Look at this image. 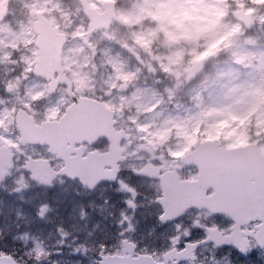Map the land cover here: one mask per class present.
Masks as SVG:
<instances>
[{"label":"rangeland","instance_id":"1","mask_svg":"<svg viewBox=\"0 0 264 264\" xmlns=\"http://www.w3.org/2000/svg\"><path fill=\"white\" fill-rule=\"evenodd\" d=\"M88 1L98 6L99 0ZM132 2V6L118 9L122 24L105 30L112 41L97 32L88 34L92 27L85 24L79 0H10L14 25H0V71L8 75L4 86L15 88L13 94L6 95L8 108H32L34 112L47 109L45 113L49 115L58 106L51 108L55 95L43 90L30 74L37 50L28 11L36 8L55 24L60 21L64 28L68 26L73 35H83L63 54L68 69L76 65L72 71L76 89L94 95L108 89L132 130L140 135L141 143L166 144L170 149L174 144L173 152L178 153L194 145L197 134H203L216 140L225 138L230 146L259 141L264 149V0ZM241 9L255 18L250 33L243 22L231 16L232 11ZM135 40L148 46L157 57L151 60L143 54L134 45ZM78 58L82 59L80 64L76 63ZM202 58L209 59V66L198 82L186 85V68ZM92 62L95 72L85 74L83 68L94 69ZM120 84L128 85V91L113 90ZM9 180L0 182V201L9 189H14L15 183ZM122 181L118 187H105L100 204L83 216L91 232L86 234L87 242H96L97 249L104 245L99 252L108 249L112 240L119 245L129 223L136 229L129 235L139 239H143L141 231L148 227L144 225L148 217L131 211L128 205L133 201L135 209L143 207L138 195L127 191L137 183H128L124 177ZM115 195L122 205L117 219H112ZM25 213L8 217L0 206V253L2 249L12 250L23 264H95L94 254L88 256L89 260L82 256L83 244L60 255V247L40 243L35 232L32 234L22 226L25 222L18 220L19 216L26 220ZM114 222L120 225L118 231L111 230ZM70 229L61 227L51 233L61 235ZM146 236L161 238L153 231Z\"/></svg>","mask_w":264,"mask_h":264},{"label":"flooded vegetation","instance_id":"2","mask_svg":"<svg viewBox=\"0 0 264 264\" xmlns=\"http://www.w3.org/2000/svg\"><path fill=\"white\" fill-rule=\"evenodd\" d=\"M3 24L4 22L1 21L0 25ZM77 60L76 63L80 64V58ZM1 64L3 66V63ZM75 67L76 65H73L68 69L64 64L66 72H72ZM7 76V74L0 71V139L1 143L7 146L13 154L12 168L8 171L7 179L10 178L9 181L15 183L13 187L14 196L21 193L23 199L29 202V210L34 214L32 222L36 229L35 235L40 243L54 247L56 245L51 244V242H56L58 247L62 249L71 244L70 235L63 234L62 237L51 238L52 235L49 233V229H42V226L37 222V208L42 211L38 213L39 217L47 214L44 204L36 206L41 200V203H43V197L51 199L53 205V208L50 204L46 205L50 212L49 217L63 222L62 224L66 228L70 225L73 232L77 233L85 222L83 219L85 213L94 210V207L100 204L103 189L111 185L116 186V183H123L122 178L124 177L128 183H137L134 187H127V191L130 194H137L143 207L139 210L135 209L136 203L133 201H129L128 205L131 211L142 212L148 217L147 222L144 224L148 227L147 230L141 231L143 239H139L137 236L129 235L136 230L133 224L129 223L119 245H117L116 240H112L111 244L108 245V249L103 248V251L99 252L100 248L104 247L103 243L98 249L96 248L97 264H101L103 255L123 254L125 240L135 245L134 256L150 254L157 262L161 261L167 264H264V220H247L244 218L237 224L229 215H215L207 206L198 207L196 202V204L176 212V214L168 215L166 212L165 205H163L165 193L162 191L161 179L164 178L169 183L173 193L172 198L173 195L180 196L183 193H185V197L191 196L192 192L189 190L191 186H185L181 184V181L191 182L196 180L199 169L192 164L183 163L182 157L199 147L201 137H196L197 144L190 145L182 152L174 153L173 142L171 143V149L166 144L149 146L138 140L140 135L136 131H129L130 140L121 143L125 149L123 154L125 157L120 165L121 174L117 182L111 184L100 183L93 189L84 187L80 185L78 180L71 181L66 175L59 174L70 163H67L65 159L63 160L64 156H67L70 160L77 157L85 159L92 152H108L111 145L110 141L101 139L95 145H90L87 142L75 144L64 142L56 144L52 148L47 144L52 139H57L56 133L38 127L45 122L60 121L62 115L67 112L69 105L72 103V100L69 99L70 94L67 93V87L61 84L55 88L56 100L53 101L54 105L51 106L53 108L58 105L56 110L51 111L49 115L45 113L47 109L34 112L32 108H29L24 112L23 124L27 125L32 133L28 138L29 143L22 145L19 142V131H17L15 120L16 111L12 112L6 104L5 96L13 94L15 90L12 86L11 92H9L8 85L4 86V79ZM33 78L42 86L43 90L49 91V84L46 81L39 76ZM56 78L57 76L54 74L53 79L56 80ZM73 85L76 97L81 96L82 94H78L75 89L77 83ZM5 91L8 94H5ZM66 100L67 102L62 104ZM59 101L61 102L59 103ZM74 116L76 117L77 113H74ZM118 127L120 129V127L126 126L121 120ZM60 131L62 130H58V135ZM65 132L67 133L65 130L61 134ZM36 136L42 138L41 142L43 143L31 142ZM0 155L5 156L4 152H0ZM35 162L48 165L52 171L56 172L49 186L46 184V179H44L45 184H41L34 179L35 176L38 178L46 177L43 170L33 169L31 172L26 170V167H37L38 164ZM93 162L97 163L96 160ZM78 163H72L70 166L75 167ZM104 166L106 170L111 169V165L107 162ZM135 169H146L149 174L145 178L137 176L133 172ZM48 175L51 176L50 173ZM19 181H22L20 185H18ZM203 192L204 196L213 194L209 187L205 188ZM199 194L201 195V192ZM173 204L179 206L174 199ZM121 205L122 203L115 195L111 202L112 219H117V216H119ZM124 206L127 207L126 204ZM176 210L180 209L176 208ZM174 215L175 217L171 218ZM119 226L117 222H114L111 230L118 231ZM151 231L157 234L161 233V238L158 240L146 236ZM120 235H123V232H120ZM222 237H224V242L217 244V241L222 242Z\"/></svg>","mask_w":264,"mask_h":264},{"label":"water","instance_id":"3","mask_svg":"<svg viewBox=\"0 0 264 264\" xmlns=\"http://www.w3.org/2000/svg\"><path fill=\"white\" fill-rule=\"evenodd\" d=\"M84 10L89 19L95 27H108L111 17L114 12H109L104 22L101 21L103 15L95 12L96 10L90 8L85 2ZM5 11V9H4ZM3 11V12H4ZM107 11V10H106ZM40 19L36 22V30L40 33L38 45L40 47L39 63L35 67V73L43 75L49 79L46 69H58L60 65V55L62 53L61 46L66 42V37L61 33H56L50 22L38 14ZM234 17L239 20H244L246 26L250 29L253 26L254 20L251 13H246L243 10L234 12ZM1 19V16H0ZM53 45V48H51ZM144 49H146L143 46ZM47 60V61H46ZM204 61H201L195 68L188 70L189 76L198 75L201 72ZM72 111L81 109L84 113L83 121L77 122L73 131V136H70L72 142L75 137L79 136L89 137L95 135L102 137H111L114 132L112 125V111L107 110L103 104L98 101L85 98L76 102ZM70 110V109H69ZM68 110V111H69ZM72 125V126H74ZM76 128V129H75ZM81 131H85L80 133ZM40 142V141H37ZM213 147V150L210 147ZM113 154V151L112 153ZM198 160L195 165L200 169V174L197 182H191L192 193L190 197H185V193L180 196L172 198L171 187L163 184L165 199L163 204L166 206L167 214H175L183 209L197 203L198 207L207 206L213 213L229 214L237 223L239 219L244 218L240 213V209L244 211L246 218L262 217L264 216V155L260 154L256 145H248L247 147H239L236 149L219 148L213 142H207L201 145V148L196 150L193 155ZM190 159V158H189ZM1 166L0 170L2 169ZM4 168L1 170L0 179L4 176ZM116 175V173H115ZM81 181L85 185H91L89 180L107 179L108 174L101 172L81 174ZM73 177V176H72ZM112 179V177H111ZM109 179V180H111ZM212 188L215 193L208 199L199 192H203L205 188ZM174 199L179 206L171 207L175 212L169 211V201ZM196 202V203H195ZM176 208L180 210H176ZM126 251H131L125 248ZM0 264H17L13 258L2 256L0 257ZM103 264H163L157 263L149 256H141L137 259L131 257H105Z\"/></svg>","mask_w":264,"mask_h":264}]
</instances>
